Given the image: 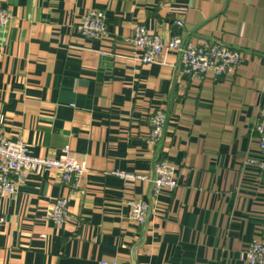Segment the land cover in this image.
Returning a JSON list of instances; mask_svg holds the SVG:
<instances>
[{
  "label": "crops",
  "instance_id": "0c3cea01",
  "mask_svg": "<svg viewBox=\"0 0 264 264\" xmlns=\"http://www.w3.org/2000/svg\"><path fill=\"white\" fill-rule=\"evenodd\" d=\"M0 124L30 154L60 158L70 146L89 169L78 186L57 169L26 175L0 194V264H246L264 242V178L255 124L264 107V0H0ZM89 10L105 14L108 36L78 30ZM166 37L218 39L243 52L235 74L199 80L178 56L143 64L129 43L136 25ZM168 116L158 146L150 114ZM167 158L178 186L152 194ZM68 198V218L47 217ZM151 206L131 219L129 201Z\"/></svg>",
  "mask_w": 264,
  "mask_h": 264
},
{
  "label": "built area",
  "instance_id": "2783aa9c",
  "mask_svg": "<svg viewBox=\"0 0 264 264\" xmlns=\"http://www.w3.org/2000/svg\"><path fill=\"white\" fill-rule=\"evenodd\" d=\"M11 12L0 6V27L8 24ZM78 30L86 37L105 39L108 36L106 16L98 10H89L78 25ZM129 43L143 64L165 62L170 52H175L181 72L199 80L211 76L214 80L235 74L244 61L243 52L218 39H202L198 42L188 41L181 36L166 37L153 32L143 24L136 25L129 36ZM150 142L158 146L164 136L168 116L166 111L158 109L150 114ZM259 150L263 160L259 163L264 178V107L259 110L255 124ZM39 169H57L61 180L70 186H78L80 178L88 171L86 158L73 155L70 146L62 149L60 158L34 156L30 154L29 144L19 138L12 139L6 135L0 124V194H16L27 174ZM116 175L128 182L145 181L152 187L153 196L162 191H172L178 186V178L173 163L167 158L157 160L151 174L142 172L116 171ZM68 198H57L52 204L47 217L58 224L68 218ZM131 219L140 225L147 222L151 206L141 198L129 201ZM246 264H264V242L252 240L245 253ZM100 264H117L102 261Z\"/></svg>",
  "mask_w": 264,
  "mask_h": 264
}]
</instances>
